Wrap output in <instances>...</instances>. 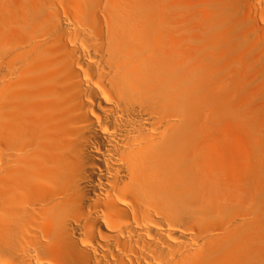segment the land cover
I'll return each instance as SVG.
<instances>
[{
    "label": "bare ground",
    "instance_id": "bare-ground-1",
    "mask_svg": "<svg viewBox=\"0 0 264 264\" xmlns=\"http://www.w3.org/2000/svg\"><path fill=\"white\" fill-rule=\"evenodd\" d=\"M0 264H264V0H0Z\"/></svg>",
    "mask_w": 264,
    "mask_h": 264
}]
</instances>
